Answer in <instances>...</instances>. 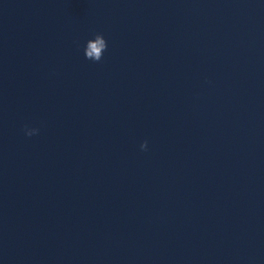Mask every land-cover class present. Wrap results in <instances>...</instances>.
Masks as SVG:
<instances>
[{
  "label": "clouds",
  "instance_id": "9594fccd",
  "mask_svg": "<svg viewBox=\"0 0 264 264\" xmlns=\"http://www.w3.org/2000/svg\"><path fill=\"white\" fill-rule=\"evenodd\" d=\"M107 42L103 36V34L97 33L95 34L94 39H89L86 42V47L84 48L85 58L91 60L93 62H100L103 58L104 52L107 49ZM26 136H33L39 133L38 128H28L25 126L24 129ZM148 144L147 141L141 143V150H147Z\"/></svg>",
  "mask_w": 264,
  "mask_h": 264
}]
</instances>
